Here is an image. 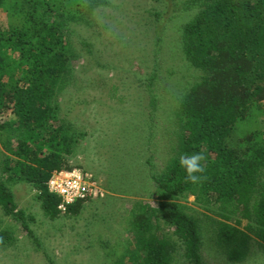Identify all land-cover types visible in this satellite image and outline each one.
<instances>
[{
  "label": "trees",
  "instance_id": "16d2710c",
  "mask_svg": "<svg viewBox=\"0 0 264 264\" xmlns=\"http://www.w3.org/2000/svg\"><path fill=\"white\" fill-rule=\"evenodd\" d=\"M107 1L30 0L25 7L12 2L14 15L25 19L11 28L0 22V137L8 153L0 151V209L20 218L37 249L41 239L18 208L14 186L28 183L38 190L51 219L62 212V198L47 182L55 171L72 169L68 155L78 136L58 103L74 55L70 25ZM192 1L198 10L193 15L189 9L178 54L201 75L177 94L182 98L176 149L165 168L151 174L157 203H139L127 229L135 248L115 264H176L178 248L188 264H205L202 223L179 202L189 194L221 218H213L215 233L230 261L247 259L253 243L264 250V131L254 129L264 120V0ZM246 122L254 127H243ZM197 153L204 154L205 171L195 173L202 179L194 184L179 160ZM91 173L101 184L100 173ZM84 202L64 213H77ZM5 237L0 230V241Z\"/></svg>",
  "mask_w": 264,
  "mask_h": 264
},
{
  "label": "rangeland",
  "instance_id": "374dc122",
  "mask_svg": "<svg viewBox=\"0 0 264 264\" xmlns=\"http://www.w3.org/2000/svg\"><path fill=\"white\" fill-rule=\"evenodd\" d=\"M12 2L25 7L30 0H5L0 6L5 28L26 17L14 15ZM196 6L192 0H109L101 7L94 5L85 21L70 25L74 55L58 97L61 115L78 133L68 164L100 173L102 192L81 205L85 208L81 215L61 212L51 219L38 190L17 183L18 208L26 212L42 244L37 249L20 218L5 216L0 209V230L7 233L0 241V264H115L135 248L133 233L127 230L135 209L140 202L157 203L151 174L162 171L176 149L182 98L177 94L201 75L178 54L181 28L190 11L196 15ZM37 13L45 16L43 10ZM243 127L254 126L246 122ZM254 129L264 131V120ZM2 142L0 137L1 154L7 155ZM99 201L102 205L96 206ZM179 202L202 223L205 264H264V250L257 243L247 259L230 261L215 233L213 218L221 219L216 211L200 205L191 194ZM164 230L167 238L178 242ZM182 253L178 248L174 263L188 264Z\"/></svg>",
  "mask_w": 264,
  "mask_h": 264
},
{
  "label": "built area",
  "instance_id": "2783aa9c",
  "mask_svg": "<svg viewBox=\"0 0 264 264\" xmlns=\"http://www.w3.org/2000/svg\"><path fill=\"white\" fill-rule=\"evenodd\" d=\"M48 189L62 198L59 209L67 208L79 201H89L101 194V186L91 172L80 168L55 171L47 182Z\"/></svg>",
  "mask_w": 264,
  "mask_h": 264
},
{
  "label": "clouds",
  "instance_id": "9594fccd",
  "mask_svg": "<svg viewBox=\"0 0 264 264\" xmlns=\"http://www.w3.org/2000/svg\"><path fill=\"white\" fill-rule=\"evenodd\" d=\"M204 159L205 157L203 153H197L191 156L182 155L180 157L179 160L180 166L186 169L187 172L186 179L190 180L194 184L198 183L202 179L201 176L195 175V173H203L205 171L204 166L200 163ZM79 202H83V201H79Z\"/></svg>",
  "mask_w": 264,
  "mask_h": 264
},
{
  "label": "crops",
  "instance_id": "0c3cea01",
  "mask_svg": "<svg viewBox=\"0 0 264 264\" xmlns=\"http://www.w3.org/2000/svg\"><path fill=\"white\" fill-rule=\"evenodd\" d=\"M100 205H102V201H99V203L96 204V206H100ZM103 206H104L105 209L108 208V205H103ZM78 207H80V206H78ZM84 209L85 208L82 209V207H81V208H79V210L77 211V213H74V214L75 215H79V214L81 215L83 213Z\"/></svg>",
  "mask_w": 264,
  "mask_h": 264
}]
</instances>
